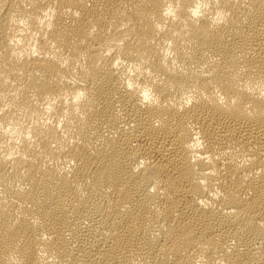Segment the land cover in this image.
Returning <instances> with one entry per match:
<instances>
[{
    "label": "bare ground",
    "instance_id": "1",
    "mask_svg": "<svg viewBox=\"0 0 264 264\" xmlns=\"http://www.w3.org/2000/svg\"><path fill=\"white\" fill-rule=\"evenodd\" d=\"M0 264H264V0H0Z\"/></svg>",
    "mask_w": 264,
    "mask_h": 264
}]
</instances>
